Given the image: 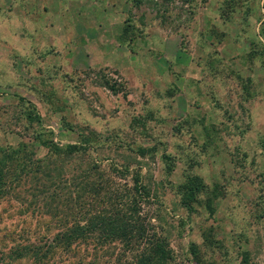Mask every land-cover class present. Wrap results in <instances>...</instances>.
<instances>
[{"label": "rangeland", "instance_id": "1", "mask_svg": "<svg viewBox=\"0 0 264 264\" xmlns=\"http://www.w3.org/2000/svg\"><path fill=\"white\" fill-rule=\"evenodd\" d=\"M5 152L0 264H133L152 236L167 264H264V0H0ZM133 197L142 236L54 240Z\"/></svg>", "mask_w": 264, "mask_h": 264}, {"label": "trees", "instance_id": "2", "mask_svg": "<svg viewBox=\"0 0 264 264\" xmlns=\"http://www.w3.org/2000/svg\"><path fill=\"white\" fill-rule=\"evenodd\" d=\"M164 2H171L172 0H163ZM41 145L51 148L49 149L50 152H52L55 155H60L61 153H65L67 155H71L74 153H77L80 149V145H69L66 148L62 149L59 147H56L51 142L39 141ZM1 156H5V158L0 159V196L7 194L6 189L3 187L6 186L7 177H8V166L7 161H10V163H13L16 160V157L14 155L8 154V152L1 153ZM18 168H20V171L14 170V172L17 174L15 177L16 179H20V175L22 174V171L26 167L23 164L17 165ZM83 188H81V191L84 190L85 192H89L87 190H90L91 193H93L94 198L99 197L100 191L102 190L101 186H97L96 184L90 185L85 184L82 185ZM136 190L134 191L135 194H138L137 186ZM80 190V189H79ZM207 187L203 184L202 180L197 176H191L189 175L186 178V181L183 185V193H182V199L181 204L183 207H185L188 211H193L194 205L197 203L198 197L202 193H207ZM216 188L213 190H210L209 193H207V197L205 200V208L210 214H213V207H212V200L211 197L215 195ZM76 195V194H75ZM139 195V194H138ZM79 194L75 196L77 200H80ZM74 198V199H75ZM50 198V200H52ZM75 201V200H74ZM141 202V198L133 197L132 200H129L126 203H124V208H119L120 205H116L118 214L116 213L114 216H106L101 214L103 212V208L100 209V207L96 208L95 210H92L90 205L86 207L87 209H84V211L79 212V218L85 223V225L80 226L79 223L74 221L76 224L74 227H70L69 229H66L65 232L62 234H59V237L54 238L55 241H64L66 247H70L72 242L75 240H81L86 239L84 237V234L87 232L97 230L99 231V235L105 240H111V239H127L131 238L133 234L140 233L142 236V233H145V230L139 226H137V217L139 214V204ZM74 205V204H73ZM81 206V205H80ZM114 207V206H113ZM127 207V209H126ZM82 208V206H81ZM85 208V207H83ZM49 209V207H48ZM51 210V208L49 209ZM122 210H126V212L122 213ZM50 212V211H49ZM119 212L121 214H119ZM55 214V213H50ZM67 216V215H66ZM54 217V216H53ZM65 217V216H64ZM56 218V217H55ZM148 245L145 247L142 252L135 258V261L133 264H167L168 260V252L169 247L167 246V242L165 239H157L156 237H150L148 240ZM22 250H26V247L21 248V250H15L13 251V256L16 258H22ZM29 251V250H28ZM27 251V252H28ZM32 251V250H31ZM34 252V251H32ZM191 253L196 258L197 250L194 246L191 247ZM49 254V250H46L44 253H42V258H46ZM40 260V259H39ZM41 264V263H38Z\"/></svg>", "mask_w": 264, "mask_h": 264}]
</instances>
